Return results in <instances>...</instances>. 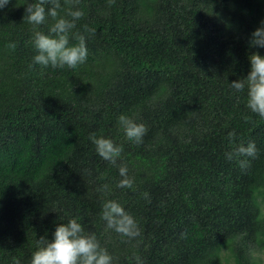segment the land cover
<instances>
[{"label":"trees","instance_id":"1","mask_svg":"<svg viewBox=\"0 0 264 264\" xmlns=\"http://www.w3.org/2000/svg\"><path fill=\"white\" fill-rule=\"evenodd\" d=\"M35 2L0 9V264H30L37 239L73 217L114 264H264V118L229 84L247 75L252 52L264 55L248 43L264 0H80L73 32L95 33H84L76 69L34 63V30L52 35L54 23L23 19ZM122 114L147 127L141 144L126 137ZM91 133L123 147L116 165ZM250 140L255 159L226 158ZM120 164L132 188L116 186ZM109 199L139 236L106 228Z\"/></svg>","mask_w":264,"mask_h":264},{"label":"clouds","instance_id":"2","mask_svg":"<svg viewBox=\"0 0 264 264\" xmlns=\"http://www.w3.org/2000/svg\"><path fill=\"white\" fill-rule=\"evenodd\" d=\"M10 0H0V9L5 8ZM80 0H64L66 7H62L60 0H37L35 3H27L24 7V17L33 26L43 25L46 19L51 18L54 22L49 29L52 35L43 34L34 30L35 47L38 54L33 61L42 66L43 69L70 68L76 69L84 64L88 51L86 47V35H94L95 29L84 25V33L73 32L76 22L81 20L85 13L78 7ZM46 4L51 6L45 8ZM115 4V0H108V6ZM63 12V15L61 14ZM71 34V35H70ZM75 40L76 43H70ZM249 47L264 48V20H261L250 35ZM15 49V43L7 45ZM249 70L245 77L232 81L230 87L237 92L246 90V107L254 114L264 118V55L252 52L248 56ZM246 122L251 121L250 116H245ZM118 122L128 140L139 145L148 129L143 123H136L133 119L120 115ZM89 139L95 145V151L104 160L112 165L117 164L123 147L117 145L113 140L98 137L95 133L89 135ZM229 143L236 139L235 131L228 133ZM258 150L255 141H249L245 146L243 143L235 144L232 151L226 153V158L232 160L238 157L255 159ZM250 159H239V167L245 170L250 167ZM121 179L117 182L118 188H132L133 178L128 175V167L125 164L118 165ZM100 191H109L108 185H102ZM101 218L106 223V228L114 230L124 237L134 239L140 235V229L134 217L126 212L115 200H106L102 204ZM80 217H73L67 223L57 224L52 233L51 240L45 236L36 241V250L32 253L30 264H114L113 256L101 247L94 233H86ZM12 264H21L18 258H13Z\"/></svg>","mask_w":264,"mask_h":264},{"label":"rangeland","instance_id":"3","mask_svg":"<svg viewBox=\"0 0 264 264\" xmlns=\"http://www.w3.org/2000/svg\"><path fill=\"white\" fill-rule=\"evenodd\" d=\"M263 209H262V211L264 212V207H262Z\"/></svg>","mask_w":264,"mask_h":264}]
</instances>
